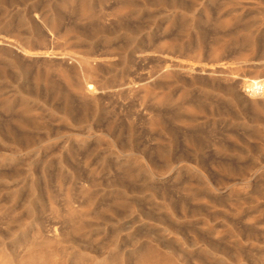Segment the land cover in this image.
Masks as SVG:
<instances>
[{
    "label": "rangeland",
    "instance_id": "rangeland-1",
    "mask_svg": "<svg viewBox=\"0 0 264 264\" xmlns=\"http://www.w3.org/2000/svg\"><path fill=\"white\" fill-rule=\"evenodd\" d=\"M0 38V264H264V0H0Z\"/></svg>",
    "mask_w": 264,
    "mask_h": 264
},
{
    "label": "bare ground",
    "instance_id": "bare-ground-1",
    "mask_svg": "<svg viewBox=\"0 0 264 264\" xmlns=\"http://www.w3.org/2000/svg\"><path fill=\"white\" fill-rule=\"evenodd\" d=\"M4 44H9V42L3 38H0V46ZM19 55L23 57H34V58L51 57V54L48 52L31 53L25 50H19ZM82 64H84L86 67H89L91 65V62L84 61L82 62ZM200 71L205 72L207 70L201 69ZM209 71L214 73L216 72V69L212 68ZM79 89L82 92H84V94H87V95H95L98 91V88L94 84H88V83L84 84L83 80L79 81ZM240 93H241V97L244 98L245 100L249 101L250 103L256 106H260L264 108V79L256 78V79L246 81L243 87L241 88Z\"/></svg>",
    "mask_w": 264,
    "mask_h": 264
}]
</instances>
